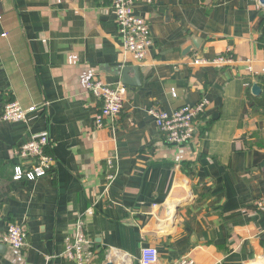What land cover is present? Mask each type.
<instances>
[{"label":"crops","instance_id":"0c3cea01","mask_svg":"<svg viewBox=\"0 0 264 264\" xmlns=\"http://www.w3.org/2000/svg\"><path fill=\"white\" fill-rule=\"evenodd\" d=\"M135 12L152 36L142 61L124 52L108 0H0V114L11 99L36 107L26 122L0 120V236L8 223L26 231L0 264H74L64 248L79 217L91 264H139L146 246L157 264L264 263V114L247 98L264 86V6L153 0ZM227 49L231 62H213ZM93 78L127 87L113 126L94 124ZM202 99L192 140L165 141L148 110ZM41 132L53 171L13 180L30 164L13 151Z\"/></svg>","mask_w":264,"mask_h":264},{"label":"built area","instance_id":"2783aa9c","mask_svg":"<svg viewBox=\"0 0 264 264\" xmlns=\"http://www.w3.org/2000/svg\"><path fill=\"white\" fill-rule=\"evenodd\" d=\"M108 1L114 14L124 52L129 53L134 60L142 61L152 45V36L147 19L136 14L135 5L137 3L150 4L153 0ZM231 61L232 54L230 49H227L225 54L216 57L213 62L224 64ZM85 88L100 103L99 110L94 117L95 126L101 128L107 122L113 126L123 108L127 87L120 82L109 84L101 79L93 78L86 81ZM170 91L175 96L174 89ZM207 103L206 99H202L195 104H185L171 111L151 108L148 113L164 134L165 141L184 145L194 137V121L204 111ZM35 109V106L23 107L17 100L11 99L4 104L0 120L11 123L26 122L28 115ZM49 145L48 133L41 132L17 147L13 151L14 156L30 164L26 168L15 165L12 179L34 180L52 172L56 160L52 153L47 152ZM108 167L112 171L106 175L104 191L116 175L113 160L109 159ZM256 208L264 216V198L257 201ZM0 242L13 249H21L26 244V231L20 224L8 223L4 233L0 236ZM64 254L74 264H91L95 256L94 250L85 239L80 217L76 220L73 237L67 239L65 243ZM158 261L159 253L155 247L146 246L141 249L139 264H157ZM171 264H195V262L192 258L183 256Z\"/></svg>","mask_w":264,"mask_h":264},{"label":"water","instance_id":"95a60500","mask_svg":"<svg viewBox=\"0 0 264 264\" xmlns=\"http://www.w3.org/2000/svg\"><path fill=\"white\" fill-rule=\"evenodd\" d=\"M259 3L261 6H264V0H259ZM129 69H124L123 73H122V82L124 84H128V85H133L135 84L136 82L135 81H130L126 78V72L128 71ZM133 70L134 72H136L135 69H131ZM251 91L254 95H257L259 92H260V87L257 85V84H253L252 85V88H251ZM5 244L3 243H0V251H2L4 248H5ZM106 264H113L111 261L110 262H107Z\"/></svg>","mask_w":264,"mask_h":264},{"label":"trees","instance_id":"16d2710c","mask_svg":"<svg viewBox=\"0 0 264 264\" xmlns=\"http://www.w3.org/2000/svg\"><path fill=\"white\" fill-rule=\"evenodd\" d=\"M247 98L249 101L253 102L254 106L257 107L262 114H264V86L262 87L259 95L257 96H253L250 94L249 91H247Z\"/></svg>","mask_w":264,"mask_h":264},{"label":"bare ground","instance_id":"6f19581e","mask_svg":"<svg viewBox=\"0 0 264 264\" xmlns=\"http://www.w3.org/2000/svg\"><path fill=\"white\" fill-rule=\"evenodd\" d=\"M252 264H264L262 261H259L257 263H252Z\"/></svg>","mask_w":264,"mask_h":264},{"label":"rangeland","instance_id":"374dc122","mask_svg":"<svg viewBox=\"0 0 264 264\" xmlns=\"http://www.w3.org/2000/svg\"><path fill=\"white\" fill-rule=\"evenodd\" d=\"M22 106V105H21Z\"/></svg>","mask_w":264,"mask_h":264}]
</instances>
